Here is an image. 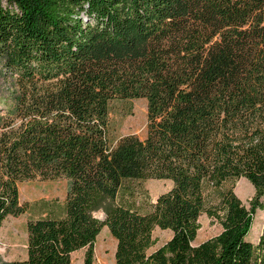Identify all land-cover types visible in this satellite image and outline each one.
Wrapping results in <instances>:
<instances>
[{"label": "trees", "instance_id": "16d2710c", "mask_svg": "<svg viewBox=\"0 0 264 264\" xmlns=\"http://www.w3.org/2000/svg\"><path fill=\"white\" fill-rule=\"evenodd\" d=\"M2 75L14 91L0 106V225L25 212L21 183L68 182L9 264L79 251L94 264L102 227L114 264H264V224L247 240L264 211V0H0ZM135 100L142 137L113 142L114 108ZM147 180L171 187L151 202L131 187ZM201 215L221 231L193 247ZM156 228L171 238L149 253Z\"/></svg>", "mask_w": 264, "mask_h": 264}, {"label": "rangeland", "instance_id": "374dc122", "mask_svg": "<svg viewBox=\"0 0 264 264\" xmlns=\"http://www.w3.org/2000/svg\"><path fill=\"white\" fill-rule=\"evenodd\" d=\"M12 79L0 76V106H9L13 96ZM113 123V142L126 136L135 135L142 137L146 124V104L144 100H135L117 105L111 115ZM68 182L65 179L55 181L33 180L23 182L18 187L19 201L25 206V212L17 217H8L0 225V264H9L23 260L26 257V225L29 221L43 219L49 214L60 211L64 203ZM131 187L142 190L151 202L166 193L171 184L166 181L147 180L134 183ZM233 192L241 203L248 207L252 199L253 188L243 179L234 183ZM56 208L55 210L50 209ZM107 208L114 206L105 203ZM94 219L102 223L105 219L103 212L93 213ZM199 229L192 246L196 247L204 241L217 236L221 227L219 223L205 215L198 218ZM264 224V211H256L252 228L247 240L255 245ZM153 246L149 249L152 253L165 245L171 238L169 231L154 229L152 232ZM115 241L108 230L102 227L96 237L93 247L94 264H114ZM84 251H79L71 256L72 264H82Z\"/></svg>", "mask_w": 264, "mask_h": 264}]
</instances>
